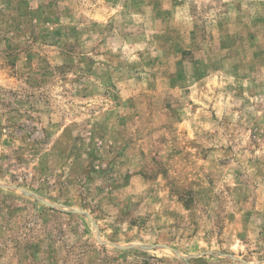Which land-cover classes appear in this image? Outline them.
<instances>
[{"label":"rangeland","instance_id":"1","mask_svg":"<svg viewBox=\"0 0 264 264\" xmlns=\"http://www.w3.org/2000/svg\"><path fill=\"white\" fill-rule=\"evenodd\" d=\"M0 264H264V0H0Z\"/></svg>","mask_w":264,"mask_h":264}]
</instances>
